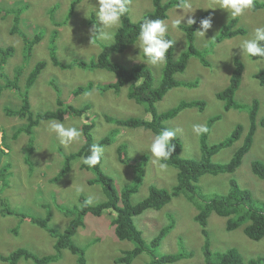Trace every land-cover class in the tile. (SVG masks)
<instances>
[{
	"label": "rangeland",
	"instance_id": "1",
	"mask_svg": "<svg viewBox=\"0 0 264 264\" xmlns=\"http://www.w3.org/2000/svg\"><path fill=\"white\" fill-rule=\"evenodd\" d=\"M75 1H77L76 4ZM190 2L192 7L187 11L193 13H189V16L197 19L208 12V17H212L213 26L207 31L205 38L195 35L194 42L207 60L211 61V65L205 66L196 56H192L186 70L177 73L176 78L184 82L198 80L196 86L187 87L183 84L173 87L162 100L155 104L156 109L158 112L166 111L177 106L182 100L201 99L207 102L204 111H199L196 107L185 108L174 118L165 122V125L181 138L180 156L184 159L201 157L200 136L192 132L193 124L200 123L207 126L208 141L211 144L227 138L237 124H242L244 128L242 138L213 156L215 162L229 161L235 149L242 144L250 126L249 113L247 110L238 108L225 111L224 102L216 97V93L229 83L235 67V59H242L243 77L235 97L247 106L251 105L253 99L260 101L258 125L252 148L256 153L246 154L233 174L203 175L205 177L202 178L201 186H199L208 196L217 192L227 193L230 189L229 180L236 178L238 183L253 190L255 199L264 202V178L254 173L251 168V161L254 158L261 156L264 161V126L260 124V118L264 117V84L261 85L254 76L264 68V60L260 58L244 60L241 50L236 47L239 40L248 37L255 27L264 25V9L247 10L242 17L238 18V26L245 28L246 32L215 42L222 26L230 21L229 13L220 8L202 9L214 5L215 0H190ZM96 4L97 0H0V45H12L17 53L13 57L12 65L7 66V72L10 73L11 78L15 77L14 67L22 65L25 61L26 45L21 35L11 33L15 14L6 13L7 9L21 5L24 12L21 14L19 27L27 33L29 38L41 35V40L32 48V55L26 58L28 66L19 78L20 86L5 89L0 99V132L6 134L8 139L4 143L5 153L0 152V155L3 161L11 162L10 168L5 169L0 175V264H8L1 255H8L20 247L40 255H56L60 260L51 264H80L78 253H73L69 247L64 246L57 249L55 238L45 229L28 218L21 220L11 212V209L27 212L32 216H45L48 211L53 210L51 224L63 231L74 219V216L64 209L66 206L83 209L82 196L86 198V201L92 197L91 204L108 199L103 185L91 182L96 174L84 165L81 158L66 160L67 155L80 148L84 141L82 136L76 143L68 146L61 145L55 134L47 130V122L50 121L47 120L42 121L37 127L36 143H29V135L24 133L14 137L15 129L25 120L15 114H8L6 107L15 109L22 105L21 92L26 86L29 87L31 108L34 112L61 107L58 103L59 99L76 107L90 104V118L96 121L93 129L95 139L109 134L116 128L119 130V136L115 142L102 146L105 151L101 162L105 173L115 180L119 200L123 199L121 197L123 189L136 186L130 181L135 175L132 165L119 157L120 143H128L127 155L133 159H139L145 154L149 158L144 166V183L143 185L141 183L139 190L131 196L133 203L147 196L152 184L170 188L177 182V167L169 164L167 170L161 171L153 164L152 154L150 150H147L152 138L156 135L153 131L144 127L118 126L106 119V116L147 118L150 115L145 105L138 104L129 98L128 85L123 86L118 93L114 89L102 92L94 87L90 91L76 94L75 90L79 85L114 81L115 73L105 69H82L76 66L61 68L52 58V41L56 46L54 53L65 63L77 59L90 61L97 57L103 46L109 45L99 41L91 45L89 29L94 23L99 24L98 17L94 13ZM152 8V0H130L131 20L134 22L140 20ZM87 9L88 17L85 14ZM168 14L165 20L169 24L173 19H182L184 16L183 10L178 9L177 5L173 6ZM181 23L187 25V16ZM54 33H56L55 39H53ZM168 34L174 40V56L178 58L188 46L186 33L181 28L179 30L170 28ZM139 51L133 43L128 45L124 52H113L110 58L127 67L135 64L148 65L146 62L129 59V57L138 56ZM40 60L45 61V66L39 76L28 84L30 71ZM148 66L152 70L154 86H158L163 77V66ZM57 87L60 90L59 93ZM219 113L222 115L220 119L209 122L211 117ZM51 120H57L66 127H81L84 123L83 117L70 114H66L64 120ZM79 188H83V191L78 192ZM58 203L61 206H58ZM76 211L80 210L76 209ZM198 212L199 209L194 202L181 195L173 198L160 210L147 209L135 217V222L147 241H151L163 226H170L161 244L158 245V254L188 253L189 251L193 253L191 256H182L178 261L166 264H196L204 260L203 232L201 225L195 219ZM112 218L113 213L109 210L104 211L100 216L89 213L85 217L87 227L78 228L74 238L76 245L86 250L85 264H126L118 263L115 259L122 255L125 249L133 248L134 244L128 240L118 239ZM173 219L175 224L172 222ZM208 222L211 240L215 244L214 253L225 251L229 247H237L245 261H249L251 255L256 257L261 253L264 254V238L254 241L241 228L227 232L226 218L215 212L211 213ZM235 240L238 242L230 243ZM150 256L146 253L141 254L130 260L129 264H143L144 260ZM201 256H203L202 261ZM29 262L21 259L18 264H33Z\"/></svg>",
	"mask_w": 264,
	"mask_h": 264
},
{
	"label": "trees",
	"instance_id": "2",
	"mask_svg": "<svg viewBox=\"0 0 264 264\" xmlns=\"http://www.w3.org/2000/svg\"><path fill=\"white\" fill-rule=\"evenodd\" d=\"M128 0V9H129ZM177 0H152L153 8L151 11L146 12L143 17L134 22L130 18L129 11L122 17V26L117 31L115 41L113 44L105 45L102 51L97 55L96 58L86 61L83 59H77L70 63L61 61L54 53L56 46L54 42L51 43L52 58L61 68H73L79 67L82 69H105L115 73V80L108 83L95 84L89 82L88 85H79L75 90L76 94H80L84 91H90L94 87H97L102 92L113 90L118 93L120 89L128 85L130 91L128 92L129 98L135 100L138 104H143L150 115L146 117H127L118 118L113 116H106L108 121L116 123L118 126L124 127H144L150 129L155 134H158L162 129H169L165 126V121L176 116L179 111L184 107L199 106L201 110L205 109L207 102L201 99L193 100H182L177 106H174L166 111L158 112L156 109V103L164 98L167 92L173 87L184 86L194 87L197 84L196 81L185 82L180 81L176 78L177 73L183 72L188 61L192 56H196L203 65L210 66L211 61L207 60V57L197 48L195 45V32L198 29L199 21L203 18L208 17V12L196 20L197 23L188 26L182 24V28L187 37L188 46L187 49L181 52L180 56L176 58L174 56V44L167 54V63L163 66V77L158 86H154L153 74L151 68L146 64H135L127 67L121 63L114 62L111 60V54L113 52H124L128 45L136 42L139 32V25L144 18L151 19H166L168 17V11L171 7L176 5ZM253 10L264 9V0H254V5L251 8ZM6 11V10H5ZM24 8L19 5L12 7L11 10L7 9L6 13H14V25L11 28V33H17L21 35L26 47L25 61L22 65H16L14 67L15 77L11 78L9 72H7V66H11L13 63V57L17 54L15 47L12 45L2 46L0 45V99L2 93L7 88H17L20 86L19 78L27 68V59L32 55V48L35 43L41 40V35H34L29 38L28 35L19 27L21 14ZM69 19V18H68ZM246 29L238 26V18L230 19L229 22L225 23L218 36L215 38V42H221L224 39L232 38L238 34H243ZM56 33H54V38ZM168 38L172 37L168 34ZM52 39V40H53ZM173 40V39H172ZM27 58V59H26ZM259 59V58H254ZM45 66V61H38L30 71L31 84L40 74L41 70ZM244 63L242 59H235V67L232 72L231 78L227 86L216 93V97L224 102V110L229 111L232 108H238L241 110H247L249 113L250 126L244 135L242 144L238 146L231 159L227 162H215L213 156L221 151L223 148L233 145L236 141L242 138L243 125L237 124L233 132L225 139L217 143H208L207 133L202 135L200 145L202 149L201 158H188L184 159L179 156L181 150V140L175 137L172 141L175 144V150L172 153V157L167 161L168 165L175 166L178 168L177 182L170 188L158 187L152 184L149 187V193L142 200L137 203H133L131 200L132 194L139 190L140 184L144 183V166L146 161L149 159L148 155H143L139 159H133L128 153V143H120L118 145L119 157L122 161L127 164H131L135 175L130 179L136 186L126 187L122 190V200L118 199V188L115 185V180L110 175L106 174L104 168L101 165L102 156L100 163L94 168H87L94 171L96 176L91 180L92 183H99L103 185V188L107 194V198L101 202L95 204H87L86 198L81 197V202L84 208L81 207L64 209L74 216L73 220L69 223L68 227L61 231L57 229L53 224H50L54 211H50L46 215V219L41 222L40 218H36L34 221L47 229L50 234L56 237L58 240L55 241V247L58 249L60 246L69 247L73 253H78L80 264H85L86 250L84 247H78L75 243L74 236L77 233L79 227L86 226L85 220L86 215L89 213L100 216L104 211L109 210L113 213L112 222L114 225V231L118 239L128 240L134 244L133 248L125 249L122 255L116 257L115 261L118 263L129 264V261L136 256L141 254H148L150 258L144 260L143 264H166L173 263L182 258V256H191L193 253H169V254H158V245L161 243L163 236L169 231L170 226H163L156 237L148 243L142 237V234L135 223L136 215H139L147 209H161L165 205L171 202V200L178 196H185L188 200L194 202L196 207L199 209L198 214L195 216L196 221L201 225V230L204 236V260L201 256V261L204 264H244L245 260L240 250L237 247L228 248L225 251L214 253L212 248H208L211 244L210 231L208 229V220L211 213L215 212L217 215L226 218V229L227 232H231L235 229L241 228L242 231L252 240L259 241L264 238V202H260L255 199V195L251 188H246L242 183H238L236 178L229 180L230 189L227 193H214L211 196L206 195L200 189V183L203 175H218L233 174L237 171L245 155H253L256 151L252 150L254 146V138L256 134V128L258 125V109L260 101L253 99L251 105L247 106L236 99V93L240 88L241 80L243 77ZM255 78L259 80L260 84H264V68L260 69L255 73ZM26 83V84H27ZM57 92L60 90L57 87ZM22 105L19 108L12 109L6 107L8 114L17 115L21 117L24 123L15 129L14 137L16 138L19 134L24 133L29 135V143H36L37 131L35 128L42 122L51 119L64 120L66 114L83 117L84 123L81 127H77L81 136L83 137V143L77 151H73L67 155L66 160L81 158L89 154L91 145L98 144L105 146L116 141L119 136V130L116 128L114 131L106 134L105 136L95 139L93 129L96 125V121L90 118V104H85L82 107H76L73 104H66L62 99L58 100L61 107L53 110L46 111H32V104L30 101L29 87L26 86L24 91L21 92ZM222 115L216 114L211 117L209 122H213L216 119H220ZM260 124L264 126V117L260 118ZM8 160V159H7ZM29 160V159H28ZM70 162V161H69ZM11 162L4 161V168L9 169ZM68 168V166H67ZM70 168V167H69ZM251 168L254 173L264 178V161L261 156L256 157L251 161ZM206 175V176H207ZM200 185V186H199ZM6 204V203H5ZM61 206L60 203L57 204ZM8 207V205L6 204ZM76 209L80 210L79 212ZM11 212L16 215L20 213L11 209ZM84 228V227H83ZM238 240L230 241L231 244L237 243ZM124 254V255H123ZM2 258L8 261V264H17L21 258L32 259L36 264H49L51 262L59 260L54 254L40 255L33 251L20 247L9 255H1ZM146 256V255H144ZM82 261V263H81ZM199 262L196 264H203ZM248 264H264V254L261 253L256 257L249 258Z\"/></svg>",
	"mask_w": 264,
	"mask_h": 264
},
{
	"label": "clouds",
	"instance_id": "3",
	"mask_svg": "<svg viewBox=\"0 0 264 264\" xmlns=\"http://www.w3.org/2000/svg\"><path fill=\"white\" fill-rule=\"evenodd\" d=\"M177 1H178L176 3L177 8L182 9L184 12V16H182L183 18L173 19L171 21V24H169L165 19H151L147 17L144 18L143 21L139 25V32H138L137 40L136 42H134L140 50L139 55L135 57H129V59L139 61V62H146L148 65L156 66V67H162L166 65L167 58H168L167 54L169 52V49L173 47V43H174V40L168 38V33H169L170 28L173 30H179L180 26L182 25L181 21L185 18V16H187L188 26H192L196 24L197 23L196 20L199 18L198 17L197 19H195L192 16L188 15L189 13H193L191 11H187V10H190L192 7L190 0H177ZM76 2L77 1H75V4ZM253 5H254V0H215L214 5H210L208 8H202V9L220 8V9L226 10L229 13L230 19H235V18L242 17L246 13L247 10H250L253 7ZM11 8L12 7H10L9 9L11 10ZM128 11H129L128 0H97V4L96 6H94V13H95V16L98 17L99 24L94 23L92 27L89 29V34L91 37V45H93L97 41L104 43V44H113L115 41L116 33L122 26V17H124L128 13ZM87 13H88V9L86 10V13H85L86 16L88 17ZM199 25L200 27L195 32V35L198 37L205 38L207 31L211 29L213 26L212 17L209 16L207 18L201 19L199 21ZM236 47H238L241 50L244 60L246 58L248 59L260 58L261 60H264V25L255 27L248 37H245L239 40V44ZM180 81H184V80H180ZM197 83H198V80H197ZM194 107L198 108L199 111H204V110H201L199 106H194ZM185 108H189V107H184L183 109ZM37 127L35 128V131H37ZM47 130L50 133H54L59 143L64 146H68L70 144L78 142L81 137V132L77 127L75 126L66 127L63 123L57 120L48 121ZM208 131L209 129L207 128L205 124L197 123V124L192 125V132L196 136H200V141H201L202 135L206 133H207V141L209 140ZM175 137H178L181 140V138L176 134L174 130L162 129L158 134H156L152 138L151 143L148 146L147 150H150L152 154L153 164L156 165V167L160 169L161 171H165L168 169L167 161L171 158L172 153L175 150V144L172 143ZM7 140L8 139H7L6 134H3L0 132V152L1 153H5L4 143H6ZM181 149H182V145H181ZM104 151H105L104 147L98 144H93L91 145L89 149V154L81 157V160L89 168H94L100 163L101 156L103 155ZM180 152H179V156H180ZM3 166H4V161L2 159V156L0 155V175L4 173ZM77 191L81 192L83 191V188H79L77 189ZM92 202H93L92 197H89V199L86 201L87 204H91ZM150 209H153V208H150ZM50 211H48L47 214L50 213ZM16 212L20 213V215H16V214L14 215L18 216L21 220H24V219L26 220V218H28L29 220H31V222L45 229L44 225H41L40 223L43 222L47 218L46 217L47 214L45 216H32L27 212H23V211H16ZM36 218H40L41 222L39 223L35 222L34 220ZM51 221H50V224H51ZM172 222L175 224L174 219ZM143 225L145 226V224ZM45 230L50 234V232L47 229ZM139 230L142 234V230L140 228ZM50 236L52 235L50 234ZM52 237L55 238V241L58 240L56 237L54 236ZM142 237L144 238L143 234H142ZM153 239L154 238H152V240ZM209 239L211 240V236ZM145 241L148 243L151 242V241H147L146 239ZM204 243L205 242H203V246H204ZM214 245H215L214 242L211 240V244H209L208 248L213 249ZM33 252L36 253L35 251ZM21 259L30 261L29 263L31 262H33V264L35 263L32 259H25V258H21ZM247 261H245L244 264H248Z\"/></svg>",
	"mask_w": 264,
	"mask_h": 264
}]
</instances>
